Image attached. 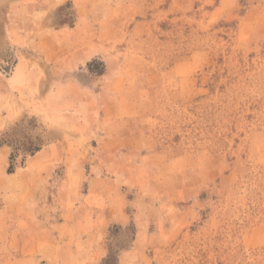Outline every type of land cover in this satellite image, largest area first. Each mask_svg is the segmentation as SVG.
Listing matches in <instances>:
<instances>
[{
    "label": "rangeland",
    "instance_id": "obj_1",
    "mask_svg": "<svg viewBox=\"0 0 264 264\" xmlns=\"http://www.w3.org/2000/svg\"><path fill=\"white\" fill-rule=\"evenodd\" d=\"M0 24V264H264V0H0Z\"/></svg>",
    "mask_w": 264,
    "mask_h": 264
},
{
    "label": "trees",
    "instance_id": "obj_2",
    "mask_svg": "<svg viewBox=\"0 0 264 264\" xmlns=\"http://www.w3.org/2000/svg\"><path fill=\"white\" fill-rule=\"evenodd\" d=\"M2 144L4 145V144H6V142H3ZM27 145L28 146L25 147V151L29 155H33V154L41 151V149H42L40 142H37L36 144L35 143H28ZM17 159H18L17 156L15 154H13L11 157L10 169L8 171L9 174H13L16 171V169L18 168ZM112 259H113V254H110V256L105 261V263L106 264L109 263V261L110 260L112 261ZM113 261H114V259H113Z\"/></svg>",
    "mask_w": 264,
    "mask_h": 264
},
{
    "label": "crops",
    "instance_id": "obj_3",
    "mask_svg": "<svg viewBox=\"0 0 264 264\" xmlns=\"http://www.w3.org/2000/svg\"><path fill=\"white\" fill-rule=\"evenodd\" d=\"M2 31V25L0 24V32ZM61 32H57L56 31V34L53 36V45L54 46H58V45H61L60 43H61V37H62V35L64 34V32H66V30L64 29V30H60ZM52 41V40H51ZM48 45L49 46H52V43H48ZM27 59V58H26ZM20 60V59H19ZM0 61H1V59H0ZM26 62H27V64H29V62H28V60H25ZM25 61L24 62H21V63H25ZM17 67H19L20 66V61L18 62V64L16 65ZM20 91V90H19ZM31 111H36L35 109H31ZM39 112H40V110H39ZM57 114H60V112L59 113H57Z\"/></svg>",
    "mask_w": 264,
    "mask_h": 264
}]
</instances>
